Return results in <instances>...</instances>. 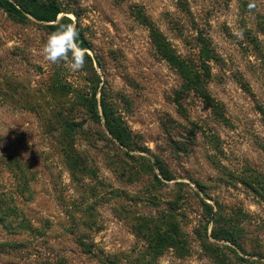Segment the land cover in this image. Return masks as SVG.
I'll use <instances>...</instances> for the list:
<instances>
[{"label": "rangeland", "instance_id": "obj_1", "mask_svg": "<svg viewBox=\"0 0 264 264\" xmlns=\"http://www.w3.org/2000/svg\"><path fill=\"white\" fill-rule=\"evenodd\" d=\"M54 1L0 6V264H264V0ZM64 18L80 72L41 54ZM104 89L137 148L91 120Z\"/></svg>", "mask_w": 264, "mask_h": 264}, {"label": "trees", "instance_id": "obj_2", "mask_svg": "<svg viewBox=\"0 0 264 264\" xmlns=\"http://www.w3.org/2000/svg\"><path fill=\"white\" fill-rule=\"evenodd\" d=\"M0 6L4 8L9 13L25 17L26 14L34 17L35 19L42 21V22H56L58 19L59 14L61 13V8L57 5L54 0H0ZM73 21L69 18H64L58 23H72ZM58 25V24H57ZM57 25H51L53 31L56 30ZM77 30L79 32L78 43L79 45L84 48L88 49L91 47L89 41L83 34L81 27L77 25ZM207 65H205L206 67ZM198 84H203V80H197ZM204 86V84H203ZM105 89L102 90V99L100 102L102 115L99 113L98 106L95 99V105L92 104V100H85L87 106L89 108V113L91 116V120L94 124H102L104 120V126L111 136L113 141L117 142L121 147L132 149L137 148V141L136 137L133 134L132 130L128 127L126 122L121 117L120 113L115 107V104L109 102L106 98ZM75 107H71L68 110L70 113L67 117L64 113H59V118L61 120L62 127H65L71 134H77L83 131L84 124L77 122L72 116ZM103 117V118H102ZM103 119V120H102ZM161 166V165H160ZM215 224L219 222L217 219H214ZM174 232L178 233L177 229H173ZM200 236V240L206 244L207 246H212V244L204 240V235L201 232L198 233ZM213 237L219 240H225L230 242L232 246L235 247L234 252L238 249H242L241 238L242 236L239 234L237 228L231 227H218L214 229ZM165 241L163 238H160L159 242L162 243ZM82 246H86L84 242L81 243ZM87 247V246H86Z\"/></svg>", "mask_w": 264, "mask_h": 264}, {"label": "clouds", "instance_id": "obj_3", "mask_svg": "<svg viewBox=\"0 0 264 264\" xmlns=\"http://www.w3.org/2000/svg\"><path fill=\"white\" fill-rule=\"evenodd\" d=\"M255 8V4H249V10ZM239 38H243V32L237 33ZM79 32L75 22L58 23L56 30L50 33L46 43L41 49V54L45 61L60 65L63 64L71 72H80L85 66L87 49L82 48L78 41Z\"/></svg>", "mask_w": 264, "mask_h": 264}]
</instances>
